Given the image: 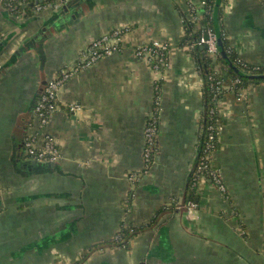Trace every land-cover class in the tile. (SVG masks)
<instances>
[{
	"label": "crops",
	"instance_id": "crops-1",
	"mask_svg": "<svg viewBox=\"0 0 264 264\" xmlns=\"http://www.w3.org/2000/svg\"><path fill=\"white\" fill-rule=\"evenodd\" d=\"M33 6L25 17L0 4V264H72L122 226L147 227L128 248L107 246L82 264H264V81L218 103L211 169L219 183L200 180L197 207L183 204L203 80L180 43L187 21L203 23L201 0H85L60 14ZM220 8V34L242 63L264 67V0H221ZM117 29L120 50L80 68L60 89L44 128L60 162L21 167L30 161L22 140L43 81ZM154 41L168 45L160 71L134 52ZM153 113L156 152L146 170Z\"/></svg>",
	"mask_w": 264,
	"mask_h": 264
},
{
	"label": "trees",
	"instance_id": "trees-1",
	"mask_svg": "<svg viewBox=\"0 0 264 264\" xmlns=\"http://www.w3.org/2000/svg\"><path fill=\"white\" fill-rule=\"evenodd\" d=\"M50 2L54 0H49ZM228 0H222V3H226ZM46 1H43L45 3ZM216 0H206L204 7L203 23L197 21L186 22L184 25V36L180 43L182 48H185L192 57L195 58L198 70L203 80L202 99H203V112L199 121V136L197 149L199 150V157L195 165L194 171L190 174L188 179L183 204L195 202V184H197L202 177L209 178L210 169H206L204 172H198V167L203 162V159L207 156H211L213 151L219 144V133L221 127V117L217 108L218 103L222 101L227 93H233L238 95L239 91L246 89L251 84H259L262 80L252 79L248 75H262L264 74V67H255L246 65L238 58V55L232 47L229 46L223 31L221 32L222 49L224 50L226 57H223L220 49H218L217 62L208 54L206 48L202 45H197L201 37H203L208 31L215 33L213 24V10ZM35 3H33L34 5ZM29 5L15 4V14L27 12ZM223 10L219 9V20L222 22ZM194 44L192 48H188ZM219 65V70L216 71L215 64ZM249 71L250 73H247ZM243 73V74H242ZM235 80H239L238 83H233ZM225 85H229L231 89H226ZM212 137V138H210ZM207 146H209L207 150ZM163 213V211H161ZM161 213L153 218L152 221L157 220ZM150 222L151 224L153 222ZM143 227H122L117 233V238L107 240L93 245L89 249L85 250L79 261L72 264H82L89 255L96 251L103 249L107 246H116L119 248H128L129 242L139 232L145 229Z\"/></svg>",
	"mask_w": 264,
	"mask_h": 264
},
{
	"label": "built area",
	"instance_id": "built-area-1",
	"mask_svg": "<svg viewBox=\"0 0 264 264\" xmlns=\"http://www.w3.org/2000/svg\"><path fill=\"white\" fill-rule=\"evenodd\" d=\"M43 1H46L43 3ZM72 0H54L50 2L49 0H0V4H4L6 10L13 15L15 14V4H27L28 2L35 3L34 9L37 13L44 10L58 11L62 9L68 2ZM202 6L205 7L206 0H201ZM194 9L193 6L191 7ZM23 12L22 15H24ZM25 16V15H24ZM123 30L117 29L108 34L102 35L99 39L91 43L82 53V57L78 63H75L67 69L61 70L58 75L51 77L48 80L46 88L35 108L32 116V120L28 126L27 135L25 138V155L28 160L36 161L41 163H51L55 164L60 162L61 155L57 142L53 137L44 130L48 122L53 117V115L59 109V94L60 89L64 83L70 79L76 71L82 67H88L96 63L102 57L111 54L114 51L120 50V44L122 42ZM197 45H202L206 48L208 54L217 62L218 58V48L216 43V35L211 31H208L197 43ZM195 45L192 44L188 48H192ZM135 55L144 60L152 67L162 69L167 63V52L168 45L151 42L143 43L134 49ZM241 61V60H240ZM242 62V61H241ZM243 66L245 64L243 63ZM216 71L219 70V65L215 64ZM1 69V67H0ZM247 72V71H246ZM247 73H250L249 71ZM239 80H235L233 83H238ZM226 89H231L229 85H225ZM242 90L238 93V98L242 95ZM158 96L156 97V105L159 103ZM76 105H71L69 107L70 111L76 110ZM153 118V117H152ZM151 118V122L146 127L145 137L146 144L143 152V159L145 164V169L148 170L152 158L156 152V133H157V122L154 116V121ZM221 128V127H220ZM212 138V137H210ZM209 146H207L208 150ZM212 155L205 157L203 162L198 167V172H204L206 169L211 168ZM209 175L212 179L219 183L218 176L210 170ZM202 179H205L202 177ZM201 179V180H202ZM195 205H193L194 207Z\"/></svg>",
	"mask_w": 264,
	"mask_h": 264
},
{
	"label": "water",
	"instance_id": "water-1",
	"mask_svg": "<svg viewBox=\"0 0 264 264\" xmlns=\"http://www.w3.org/2000/svg\"><path fill=\"white\" fill-rule=\"evenodd\" d=\"M85 1V0H72L70 2H68L67 4H71L73 7H78L81 5V3ZM220 3H221V0H216L215 2V6H214V10H213V18H214V24H215V28H216V43H217V48L220 49L221 51V54L223 57H226V54L224 52V50L222 49V46H223V43H222V39H221V34H220V29H219V25H218V13H219V6H220ZM66 4V5H67ZM65 5V7H63L62 9H60V13H62L63 11L67 12L69 11V7H67ZM31 6V5H29ZM243 74V73H242ZM244 75H248L250 76L252 79H257V80H262L264 81V74L262 75H250V74H244ZM49 80V79H48ZM48 80H45L43 81V83L41 84V88L37 91L35 97H34V100L32 102V107H31V110H30V116L29 118L27 119L26 123H25V130H24V136H23V140H22V153L24 154L25 153V138H26V135H27V130H28V126L32 120V116H33V113L35 111V108L44 92V89L46 88V85L48 83ZM20 158L22 156H19ZM198 157H199V150L197 149V155H196V160H195V165L197 163V160H198ZM49 163H41V162H36V161H28V162H24V163H21V167H24L30 171H38V170H41L43 168H45V166H47ZM195 168V166H194ZM194 168L192 170V172L194 171Z\"/></svg>",
	"mask_w": 264,
	"mask_h": 264
},
{
	"label": "rangeland",
	"instance_id": "rangeland-1",
	"mask_svg": "<svg viewBox=\"0 0 264 264\" xmlns=\"http://www.w3.org/2000/svg\"><path fill=\"white\" fill-rule=\"evenodd\" d=\"M31 4H33L32 2H28L27 4H25V5H31ZM2 6H3V8L6 10V8H5V6H4V4H1ZM24 5V4H23ZM8 13H9V11L8 10H6ZM47 11V10H46ZM39 13H41V14H44V13H46L45 11L44 12H39ZM26 17V16H25ZM24 17V18H25ZM100 38V37H99ZM98 38V39H99ZM157 42H159V41H157ZM159 43H162V42H159ZM113 53H116V51H114ZM112 54V53H111ZM148 64V63H147ZM152 67V66H151ZM154 70L156 69V70H158V71H160L161 69H160V67L158 66V68H156V67H152ZM217 108H218V106H217ZM77 109V108H76ZM219 110V109H218ZM152 116H151V118H152V120L154 119V113L153 114H151ZM154 121V120H153ZM60 155H61V152H60ZM49 164H51V163H49ZM212 170V169H211ZM209 177L210 178H212L210 175H209ZM204 178L205 179H207L206 178V176H204ZM188 207H190V208H196L197 207V204L195 203V202H192V203H188V204H186ZM193 205H195L194 207H193ZM123 227V226H122ZM121 227V228H122ZM125 227H129V226H125ZM121 228L119 229V231L121 230ZM119 231H117V232H119ZM117 232H116V234H117ZM116 234L114 235V236H116ZM116 238H117V236H116ZM130 243V242H129Z\"/></svg>",
	"mask_w": 264,
	"mask_h": 264
}]
</instances>
